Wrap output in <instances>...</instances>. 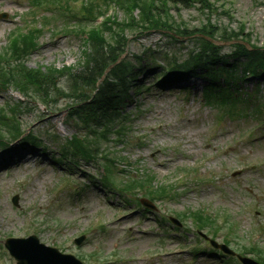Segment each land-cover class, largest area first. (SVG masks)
<instances>
[{
  "label": "rangeland",
  "instance_id": "obj_1",
  "mask_svg": "<svg viewBox=\"0 0 264 264\" xmlns=\"http://www.w3.org/2000/svg\"><path fill=\"white\" fill-rule=\"evenodd\" d=\"M209 4L176 5L169 16L190 30L212 24L218 32L242 31L254 45L264 47V0ZM127 6L125 0H0V16H7L0 17V53L16 33L39 28L38 47L27 56V66L73 67L82 58L84 36L61 31L67 22L68 30H77L78 22L70 17H81L79 28L87 31L101 28L109 18L125 22ZM83 7L92 9V17L83 19L88 17ZM132 12L138 16V11ZM127 34L125 58L135 60L151 49L157 67L152 71L142 65L147 70L139 74L138 82L150 88L137 91L126 107L129 140L119 146L104 144L103 150L124 159L115 170L111 167L112 173H119L116 185L124 188L128 181L145 178L146 192L137 186L128 192L111 185L102 189L103 165L96 161L79 159L76 165L60 166L54 139L63 142L78 130L73 120H67V103L60 100L47 106L37 97L30 103L15 88L0 89V109L27 102L19 114L22 129L42 142L35 150L16 142L0 150V264H15L3 245L8 237L30 235L83 264H239L206 253L212 248L198 237L201 226L196 219L187 215L203 209L211 222L202 229L217 242L227 239L231 249L251 258L263 256L264 109L254 118L236 115L234 109L230 117L229 109L207 103L198 78L185 84L174 81L170 88L153 86L168 67L159 52L182 59L196 44L185 39L174 47L160 31L138 36L129 28ZM229 49L225 45L223 52ZM65 84L63 80L60 86ZM254 84L245 82L243 88L252 91ZM258 84L261 91L254 104L264 105V82ZM184 87H189L186 93L180 91ZM43 148L46 154L40 152ZM152 175L155 180L148 182ZM160 186L165 193L157 192ZM14 197L18 206L12 203ZM141 198L153 202L156 210L139 208ZM170 217L181 227L173 226ZM80 236L85 240L78 247L74 240Z\"/></svg>",
  "mask_w": 264,
  "mask_h": 264
},
{
  "label": "trees",
  "instance_id": "obj_2",
  "mask_svg": "<svg viewBox=\"0 0 264 264\" xmlns=\"http://www.w3.org/2000/svg\"><path fill=\"white\" fill-rule=\"evenodd\" d=\"M125 1L128 4L125 8L128 15L125 22L119 23L109 18V21L103 22L101 28L90 27L87 31L80 29L81 17H70L78 22L75 24L77 30H68L71 25L65 23L61 31L74 36H84L81 38L82 58L73 67H28L26 58L38 47V31L26 30L22 34L16 33L7 48L0 53V89L15 88L30 103L35 97L47 106L58 105L60 100L65 101L67 104L64 110H67V117L73 120L77 131H89L85 134L76 131L71 138L63 142L54 139L60 151L56 161L62 163V166L79 159L97 161L103 165L104 172L99 181L105 189L111 185L128 192L133 186H137L146 192L145 178L133 183L128 181V186L124 188L116 185L115 178L119 173H112L111 167L115 170L117 162H121L122 158L103 150L104 144L109 146L117 142L118 146L129 140L126 125L129 115L126 107L137 91L143 88L149 91L147 88L150 86L146 88L138 82L139 74L144 73L147 68L153 71L157 67L152 64L155 55L151 49L134 57L135 60L125 58L127 30L130 28L134 35L138 36L160 31L170 41L169 45L174 47L177 42H183L185 39L194 42L195 49L189 51L182 59H177L174 55L166 58L164 52H159L168 69L162 74L161 82L153 86L161 88L165 84L171 85L174 81L200 77L204 81L203 97L207 103L229 109L227 115L230 117H234V109L236 115H247L250 118H254V115L257 116L264 109V105L254 104L258 101L261 91L259 80L264 82V47L254 45L251 36L244 35L242 31L218 32L217 26L212 24L190 30L175 24L169 16V11L176 5L191 7L199 3L209 6V0ZM66 3L67 1L64 4ZM82 9L88 15L83 19L92 17V9ZM132 11H138V16L134 17ZM206 37L224 43L239 42H233L229 45V52H223L224 45H217ZM144 64L147 65L146 69L142 66ZM247 75L253 76L252 80L256 81L252 91L243 88ZM63 80L66 82L65 88L60 86ZM26 104L18 101L8 104V109H0V148H8L10 142H18L24 149L30 150L42 147L38 137L31 133L23 135L19 114ZM43 149L41 151L46 153L47 149ZM110 156L116 159H111ZM154 180L153 175L147 178L148 182ZM157 192L165 193V190L162 187ZM190 214L196 219L197 226H201L200 229L211 222L208 215L201 211ZM259 259L264 262V253Z\"/></svg>",
  "mask_w": 264,
  "mask_h": 264
},
{
  "label": "water",
  "instance_id": "obj_3",
  "mask_svg": "<svg viewBox=\"0 0 264 264\" xmlns=\"http://www.w3.org/2000/svg\"><path fill=\"white\" fill-rule=\"evenodd\" d=\"M5 17L4 14L1 16V18ZM141 202L146 207L153 209V206L147 201L141 200ZM83 240L84 237H81L75 240V243L80 245ZM212 244L229 254H233L224 245H217L215 242H212ZM5 246L16 259L17 264H82L73 255L62 254L54 248L40 244L34 236L27 239H9L6 241ZM239 259L243 264H259L248 258L239 257Z\"/></svg>",
  "mask_w": 264,
  "mask_h": 264
}]
</instances>
